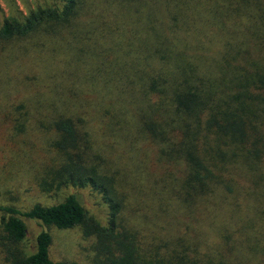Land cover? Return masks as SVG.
I'll use <instances>...</instances> for the list:
<instances>
[{
    "label": "trees",
    "instance_id": "1",
    "mask_svg": "<svg viewBox=\"0 0 264 264\" xmlns=\"http://www.w3.org/2000/svg\"><path fill=\"white\" fill-rule=\"evenodd\" d=\"M58 1L62 6L37 10L23 23H5L0 39L42 34L44 43H65L80 61L91 60L95 114L66 108L39 117V125L52 129L60 157L51 186L99 188L111 219L100 226L74 194L25 211L0 206L5 261L75 264L50 259L45 231L25 252L28 219L59 230L80 227L97 238L103 264H264V0ZM106 2L115 6L99 10ZM238 14L244 18L231 20ZM94 137L144 163L152 156L160 175L146 172L142 161L135 167L151 178L159 217L174 214L176 222L180 209L201 210L213 241L195 226L192 233L158 227L144 247L117 231L124 198L114 193L113 177L97 175L103 160L88 153Z\"/></svg>",
    "mask_w": 264,
    "mask_h": 264
},
{
    "label": "rangeland",
    "instance_id": "2",
    "mask_svg": "<svg viewBox=\"0 0 264 264\" xmlns=\"http://www.w3.org/2000/svg\"><path fill=\"white\" fill-rule=\"evenodd\" d=\"M106 3L99 4L98 9L106 11L115 6L112 2ZM58 6H62L58 0H0V29L5 23H23L37 10ZM238 16L231 20L244 18L241 14ZM216 33L217 41L222 42V36L218 31ZM41 35L34 33L26 37L0 39V206L25 211L35 204L50 206L60 203L74 194L87 215L100 226L107 227L111 219L110 203L108 196L99 188L87 185L56 190L51 186V169L57 168L60 157L57 158L51 147L55 139L52 129L48 125L40 127L39 117L42 116V121L47 113L66 108L78 109L80 106L92 117L98 107L92 104L95 101L92 100L93 94L89 93L92 90L88 76L91 60L82 58L84 61H80L65 47V43H44ZM82 93L85 102L79 104ZM91 123L101 132L95 121ZM104 141L95 137L94 142L88 141V153L91 159L100 157L103 160L99 165L101 173L97 175L113 177L116 181L113 182L114 193L120 201L124 198L117 231L132 233L144 247L151 240L155 241L159 228L170 233H192L191 226H195L200 234L205 233L207 239L213 241L215 230L203 223L201 210L182 207L179 213L183 214L185 210L190 216L185 218L179 214L176 222L174 214L159 217L157 191L146 175V172L161 174L152 156L145 159V164L139 154L129 152L119 144H114L110 150ZM140 161L143 162L140 166L146 169L144 173L136 170L135 165ZM23 220L27 227L26 239L22 243L25 252L34 251L37 235L45 231L52 237L49 250L52 261L103 264L104 255L97 247V238L85 237L80 227L59 230L42 226L37 221ZM1 231L0 227V236ZM0 264H8L1 248Z\"/></svg>",
    "mask_w": 264,
    "mask_h": 264
}]
</instances>
